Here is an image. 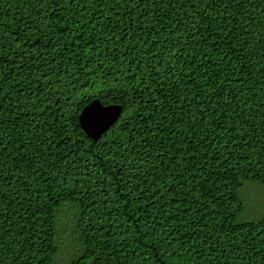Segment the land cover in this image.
I'll list each match as a JSON object with an SVG mask.
<instances>
[{"label": "trees", "instance_id": "16d2710c", "mask_svg": "<svg viewBox=\"0 0 264 264\" xmlns=\"http://www.w3.org/2000/svg\"><path fill=\"white\" fill-rule=\"evenodd\" d=\"M246 184L264 0H0V264H264Z\"/></svg>", "mask_w": 264, "mask_h": 264}, {"label": "water", "instance_id": "95a60500", "mask_svg": "<svg viewBox=\"0 0 264 264\" xmlns=\"http://www.w3.org/2000/svg\"><path fill=\"white\" fill-rule=\"evenodd\" d=\"M121 112L120 105H104L96 98L81 109L79 127L90 140L97 142L118 121Z\"/></svg>", "mask_w": 264, "mask_h": 264}, {"label": "rangeland", "instance_id": "374dc122", "mask_svg": "<svg viewBox=\"0 0 264 264\" xmlns=\"http://www.w3.org/2000/svg\"><path fill=\"white\" fill-rule=\"evenodd\" d=\"M241 197L247 208L243 219L254 218L260 211L264 212V186L246 184L241 191Z\"/></svg>", "mask_w": 264, "mask_h": 264}]
</instances>
